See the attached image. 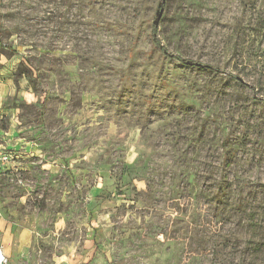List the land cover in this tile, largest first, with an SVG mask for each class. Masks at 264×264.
Instances as JSON below:
<instances>
[{"label":"rangeland","instance_id":"1","mask_svg":"<svg viewBox=\"0 0 264 264\" xmlns=\"http://www.w3.org/2000/svg\"><path fill=\"white\" fill-rule=\"evenodd\" d=\"M159 1L0 0L8 264H264V0Z\"/></svg>","mask_w":264,"mask_h":264},{"label":"crops","instance_id":"2","mask_svg":"<svg viewBox=\"0 0 264 264\" xmlns=\"http://www.w3.org/2000/svg\"><path fill=\"white\" fill-rule=\"evenodd\" d=\"M30 91L24 89L22 93H19L20 99H25L26 102L33 101L34 95ZM14 92V84L9 76L0 80V147L10 150L14 154L16 153V157L28 152L33 153L35 156L44 157V160L42 161L46 162V164L55 162L56 156L53 155L49 157L50 155L47 154L48 150L46 149V141L43 143L32 142L31 138H26V136L21 133L22 127L19 126L20 120L18 121V107L4 104V101L7 100L8 96L13 95ZM4 117H8V122L6 123V126L3 127L1 125V120ZM48 146H50V144ZM12 161L13 158L10 162Z\"/></svg>","mask_w":264,"mask_h":264},{"label":"water","instance_id":"3","mask_svg":"<svg viewBox=\"0 0 264 264\" xmlns=\"http://www.w3.org/2000/svg\"><path fill=\"white\" fill-rule=\"evenodd\" d=\"M165 0H160L158 2V7L155 11V18L153 20V25L155 27L158 26V23H159V19L162 15V12H163V4H164ZM185 64L187 65H195V66H206V64H203L201 62H198V61H194V60H191V59H183L182 60Z\"/></svg>","mask_w":264,"mask_h":264},{"label":"built area","instance_id":"4","mask_svg":"<svg viewBox=\"0 0 264 264\" xmlns=\"http://www.w3.org/2000/svg\"><path fill=\"white\" fill-rule=\"evenodd\" d=\"M8 155L0 149V162L7 161ZM0 264H8V258L0 245Z\"/></svg>","mask_w":264,"mask_h":264},{"label":"trees","instance_id":"5","mask_svg":"<svg viewBox=\"0 0 264 264\" xmlns=\"http://www.w3.org/2000/svg\"><path fill=\"white\" fill-rule=\"evenodd\" d=\"M153 31H155V28H153ZM152 40L154 41V43H155V44H156L161 50H164V51H165L164 46H162V45L160 44V41H159L157 38H155V36L152 37ZM171 55H172L174 58L178 59V60H182V58H181L179 55H177V54H171ZM206 67L211 68V69L214 70V71L217 70L216 67H211L210 65H207ZM84 264H86V263H84Z\"/></svg>","mask_w":264,"mask_h":264}]
</instances>
